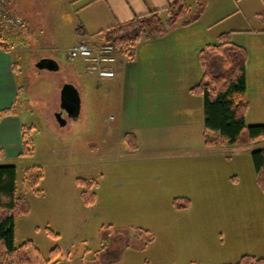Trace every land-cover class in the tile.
<instances>
[{
    "label": "rangeland",
    "instance_id": "obj_1",
    "mask_svg": "<svg viewBox=\"0 0 264 264\" xmlns=\"http://www.w3.org/2000/svg\"><path fill=\"white\" fill-rule=\"evenodd\" d=\"M19 1L21 15H29L37 23L59 15L58 11H62L60 15L73 13L79 7L73 5L75 0ZM260 10L263 16L264 6ZM255 26L260 23L256 21ZM111 97L104 85L89 94L84 91V101L91 102L88 116L83 114L80 129L74 118L64 114L62 118L69 124L58 131L64 138L59 143L42 116L54 106L61 110L59 96L42 104L29 100L30 108L21 115L32 122L25 121L33 126L26 130L31 150L22 154V145L21 154L13 150L0 160L2 165L18 168L20 191L31 203L30 214L16 222V244L32 240L47 258L59 247L61 264H237L243 255L264 258V192L252 159L253 151L264 148V138L204 148L198 155L192 154L196 157L184 169L189 174L170 177L165 185L157 178L149 183L146 177L119 172L124 164L118 163L114 151L111 155L103 151L105 144L91 152L81 140L85 135L98 140L107 130L113 134L119 105ZM99 113L101 126L92 127L87 120H95ZM78 133L79 140H67ZM59 147L64 149L54 152ZM76 147L78 154L70 152ZM212 151L215 161L210 160ZM154 163L165 164L166 160L149 167ZM146 167L141 166V174L147 173ZM36 170L44 174L38 188L45 194L40 197L24 181L26 172ZM79 178L98 181L92 187L97 193L94 204L82 199L84 186L79 185ZM186 200L190 203L187 208L175 207L174 203L184 205Z\"/></svg>",
    "mask_w": 264,
    "mask_h": 264
},
{
    "label": "crops",
    "instance_id": "obj_2",
    "mask_svg": "<svg viewBox=\"0 0 264 264\" xmlns=\"http://www.w3.org/2000/svg\"><path fill=\"white\" fill-rule=\"evenodd\" d=\"M172 1L75 0L73 5L79 7L73 13L68 11L60 15L62 11H58L59 15L37 23L29 15L23 17L18 10L20 1L12 0L11 9L24 19L25 25L12 34H5L0 29V44L6 43L0 47V111L15 109L14 114L0 119V160L13 150L22 153L24 129L33 127H29L25 122L27 119L21 115L30 108L29 100L42 104L44 100H53L57 96L61 99L62 90L72 87L81 99L80 113L75 119L81 129L80 119L83 114L88 116L91 108L89 99L87 103L84 101V91L89 94L94 87L100 90L104 85L109 88L113 104L119 105V120L112 128L113 134L107 130L100 133L98 140L91 135L81 139L89 151L100 150V144H105L103 151L109 155L114 151L118 163L124 164L119 172L123 171L132 178L146 177L149 183L158 181L165 185L170 177L189 174L190 171L184 169H189V160L196 157L192 154L198 155L204 148H216L204 143V100L192 93L191 88L202 78L201 50L216 44L223 33H230L231 41L243 46L248 53L249 109L245 122L249 126L264 125V15L260 10L264 6L263 0L259 3L254 0H187L190 11L183 23L163 36L156 33L145 36L136 45L134 58L120 53L114 77L90 75L83 62L68 57V50L74 44L107 40L104 34L108 30L130 22L138 15L160 10L165 21L167 7ZM201 4L204 5L203 12L193 20ZM252 8L257 12L253 13ZM190 20L193 21L184 23ZM256 21L260 26H255ZM43 59L55 61L58 69H40L37 65ZM106 104H109L108 100ZM54 107L48 113L45 110L46 116H42L53 140L59 143L64 138L58 131L69 121L60 124L56 114L63 113L64 117L66 112ZM97 115L95 120H87L95 128L101 126L100 113ZM79 133L67 140H79ZM128 133L137 138L136 151H131L124 142ZM63 149L59 147L54 152ZM70 152L78 154L79 149L76 147L74 151L71 148ZM215 157V152L211 153L210 160L215 161ZM163 160H166L165 164L154 163L149 167L150 163ZM140 165H147V173L141 174L140 170L144 168L141 169ZM44 194L41 192L38 197Z\"/></svg>",
    "mask_w": 264,
    "mask_h": 264
},
{
    "label": "trees",
    "instance_id": "obj_3",
    "mask_svg": "<svg viewBox=\"0 0 264 264\" xmlns=\"http://www.w3.org/2000/svg\"><path fill=\"white\" fill-rule=\"evenodd\" d=\"M204 5L199 6L197 20L203 12ZM168 18L164 21L160 10H152L145 15H138L132 21L123 23L108 30L104 36L113 42L116 48L129 58H134L136 45L147 35L154 33L163 36L172 30L190 11L187 0H174L167 7ZM193 20L185 21L189 24ZM1 30L2 27H0ZM6 43H1L4 47ZM247 50L230 39V33L219 36L218 42L208 45L200 52L202 78L191 88V92L204 100V143L217 147L227 142H253L264 138V125H247L245 116L249 109L247 98L246 64ZM13 107L0 111L3 116L14 114ZM124 142L131 151L138 148L137 138L133 133L124 137ZM32 142L29 134L23 132V153L29 154ZM256 179L264 192V148L252 152ZM44 174L41 170L28 171L24 175L27 188L40 195L38 188ZM78 183L84 186L81 191L86 204H94L97 193L92 190L98 181L79 178ZM179 198H176V200ZM176 208H187L174 203ZM31 205L20 191L18 168L15 165H0V264H61L58 257L59 247L51 250L47 258L32 240L16 244V222L29 215ZM53 234L52 231H50ZM239 264H264V258L243 255Z\"/></svg>",
    "mask_w": 264,
    "mask_h": 264
},
{
    "label": "built area",
    "instance_id": "obj_4",
    "mask_svg": "<svg viewBox=\"0 0 264 264\" xmlns=\"http://www.w3.org/2000/svg\"><path fill=\"white\" fill-rule=\"evenodd\" d=\"M12 0H0V27L13 31L25 25L24 19L11 9ZM71 60H80L88 74L99 78L114 77L119 63V51L113 42L98 44L78 42L68 50Z\"/></svg>",
    "mask_w": 264,
    "mask_h": 264
},
{
    "label": "water",
    "instance_id": "obj_5",
    "mask_svg": "<svg viewBox=\"0 0 264 264\" xmlns=\"http://www.w3.org/2000/svg\"><path fill=\"white\" fill-rule=\"evenodd\" d=\"M40 69L56 70L58 65L55 61L50 59H43L37 65ZM81 99L79 93L72 87H65L61 92V109L65 111L70 117L77 119L80 113ZM63 113H57L56 119L62 125L66 120L62 118Z\"/></svg>",
    "mask_w": 264,
    "mask_h": 264
}]
</instances>
